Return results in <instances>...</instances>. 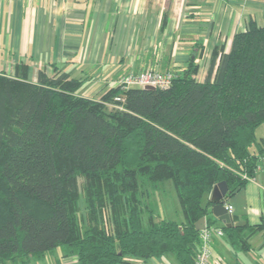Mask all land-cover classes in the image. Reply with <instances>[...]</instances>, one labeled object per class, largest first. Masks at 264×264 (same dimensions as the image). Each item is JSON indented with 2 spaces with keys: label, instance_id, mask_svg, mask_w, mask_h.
I'll use <instances>...</instances> for the list:
<instances>
[{
  "label": "trees",
  "instance_id": "16d2710c",
  "mask_svg": "<svg viewBox=\"0 0 264 264\" xmlns=\"http://www.w3.org/2000/svg\"><path fill=\"white\" fill-rule=\"evenodd\" d=\"M194 48L185 67L159 71L172 74L168 87L117 84L138 73L130 72L99 99L77 95L85 79L67 72L39 71L35 81L0 74V264L41 261L58 247L76 264L167 255L194 264L195 224L214 222L213 187L224 182L227 201L264 154L256 135L264 124V25L251 19L228 51L215 46L202 82L204 47ZM163 184L175 193L178 221L160 219L150 202ZM222 229L233 249H249L264 219Z\"/></svg>",
  "mask_w": 264,
  "mask_h": 264
},
{
  "label": "crops",
  "instance_id": "0c3cea01",
  "mask_svg": "<svg viewBox=\"0 0 264 264\" xmlns=\"http://www.w3.org/2000/svg\"><path fill=\"white\" fill-rule=\"evenodd\" d=\"M251 19L264 25V0H0V74L35 81L39 71L67 72L85 79L84 93L99 96L127 73L185 67L200 44L202 82L214 47L228 51ZM256 135L264 139V124ZM224 203L233 207L231 225H260L264 168ZM248 247L233 249L225 233L214 237L212 264H264V229ZM137 264L178 263L167 255Z\"/></svg>",
  "mask_w": 264,
  "mask_h": 264
},
{
  "label": "built area",
  "instance_id": "2783aa9c",
  "mask_svg": "<svg viewBox=\"0 0 264 264\" xmlns=\"http://www.w3.org/2000/svg\"><path fill=\"white\" fill-rule=\"evenodd\" d=\"M56 3L61 0H51ZM172 82V74L161 73L151 69L140 71L138 73H130L117 80V84L124 87L139 86L146 87L151 86L153 88H166ZM264 168V154L260 158V163L256 169L257 172ZM224 208L229 215L233 213V207L227 203H224ZM224 231L220 227L214 225L203 224V229L199 234V252L195 258L194 264H212V241L214 237H222Z\"/></svg>",
  "mask_w": 264,
  "mask_h": 264
},
{
  "label": "rangeland",
  "instance_id": "374dc122",
  "mask_svg": "<svg viewBox=\"0 0 264 264\" xmlns=\"http://www.w3.org/2000/svg\"><path fill=\"white\" fill-rule=\"evenodd\" d=\"M89 85L85 82L77 91L76 94L79 96H84L88 98H95L99 99L101 95L96 96L95 94H90V93H84L86 88ZM82 198V197H81ZM151 198V197H150ZM150 202L153 206V208H156L157 211V216H159L160 219H169V220H176L178 221L180 219V210L178 206V202L175 196V193L172 188L168 186V184H163L161 188H159L156 193L153 194L152 198L150 199ZM81 203V208L83 210V203ZM32 204V205H31ZM31 208L34 213H37L40 209L41 206H38L36 203H31ZM99 205V204H97ZM95 211L98 213L102 212V209L100 207H97L95 205ZM154 208V209H155ZM109 216L110 215H105L104 217H101V220L103 222L109 221ZM56 260H59V263L56 262ZM75 258L71 257H63V251L62 247L56 248L52 253L47 254V256L41 260V261H36L31 259L28 263L26 264H76L75 263ZM5 264H23L21 262L13 263V262H7Z\"/></svg>",
  "mask_w": 264,
  "mask_h": 264
},
{
  "label": "water",
  "instance_id": "95a60500",
  "mask_svg": "<svg viewBox=\"0 0 264 264\" xmlns=\"http://www.w3.org/2000/svg\"><path fill=\"white\" fill-rule=\"evenodd\" d=\"M145 89H152L151 86L144 87ZM227 186L224 182L215 185L210 193L209 200L213 205L211 213L213 216L217 217L226 227H230L231 215H229L224 208V197L227 194ZM204 224V219H200L196 224V229L202 230Z\"/></svg>",
  "mask_w": 264,
  "mask_h": 264
}]
</instances>
